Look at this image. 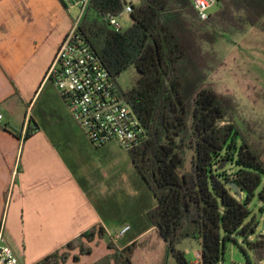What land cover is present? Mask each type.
<instances>
[{
    "label": "trees",
    "instance_id": "obj_1",
    "mask_svg": "<svg viewBox=\"0 0 264 264\" xmlns=\"http://www.w3.org/2000/svg\"><path fill=\"white\" fill-rule=\"evenodd\" d=\"M123 7L124 0H92L80 31L147 131L128 153L157 200L150 225L179 264H193L179 248L186 240L200 244L201 264H221L236 236L252 253L244 250L243 264H263L264 235L250 204L257 198L264 212V142L244 131L238 106L207 83L224 61L220 39L249 27L264 33V0H220L206 21L191 0H141L130 27L116 32L106 17ZM131 70L122 88L119 78ZM105 235L93 228L38 264L79 263ZM108 248L114 253L96 264H133L132 246Z\"/></svg>",
    "mask_w": 264,
    "mask_h": 264
},
{
    "label": "crops",
    "instance_id": "obj_2",
    "mask_svg": "<svg viewBox=\"0 0 264 264\" xmlns=\"http://www.w3.org/2000/svg\"><path fill=\"white\" fill-rule=\"evenodd\" d=\"M77 15L61 0H0V227L20 264H38L100 226L109 236L129 227L123 248L158 233L147 216L157 200L137 168L126 193L116 177L107 186L106 174L121 167L113 147L120 146H94L56 87L45 82ZM92 247L81 264L98 247L111 253L105 239Z\"/></svg>",
    "mask_w": 264,
    "mask_h": 264
},
{
    "label": "built area",
    "instance_id": "obj_3",
    "mask_svg": "<svg viewBox=\"0 0 264 264\" xmlns=\"http://www.w3.org/2000/svg\"><path fill=\"white\" fill-rule=\"evenodd\" d=\"M92 0H61L66 9H80L73 27L62 41L47 72L45 82L59 91L69 112L90 142L102 148L116 143L129 152L143 145L147 131L133 108L124 99L121 90L92 50L80 31L81 22ZM141 0H124L122 12L108 15L106 20L121 32V19L130 18L133 8ZM201 20L206 21L219 7L220 0H191ZM3 116L0 115V126ZM129 227L122 234L129 231ZM3 226L0 227V264H20L13 250L3 243ZM201 264V253L196 254Z\"/></svg>",
    "mask_w": 264,
    "mask_h": 264
},
{
    "label": "rangeland",
    "instance_id": "obj_4",
    "mask_svg": "<svg viewBox=\"0 0 264 264\" xmlns=\"http://www.w3.org/2000/svg\"><path fill=\"white\" fill-rule=\"evenodd\" d=\"M77 11V16L80 17L81 10L77 9ZM217 11L218 7H215L212 13ZM120 23L123 30H125L130 27L131 21L130 18H124L120 20ZM216 49L220 56L224 58V61L210 75L207 85L212 86L228 102L237 105L238 112L235 113L237 123L252 138L264 142V33L249 27L246 32L235 33L230 38L220 39L216 44ZM132 76L133 70L119 78L122 88H126L129 85ZM113 147L116 149L115 161L121 167L118 170L117 168L119 167L115 165L118 171L109 170V173L105 176V184L110 186V182L115 180L114 177H116L117 184H121L123 192L126 193L130 185L136 181L135 166L134 164L132 165L128 152L124 151L121 147ZM188 166L190 167V164ZM114 172L118 173L114 174ZM90 177L93 176L90 175ZM91 191L94 192V190ZM104 199L111 201L109 197H105ZM262 208L263 206L258 202L257 198L250 204L252 215L257 216L260 222L258 228L259 235H264V212ZM122 220L124 222L127 221L125 219ZM122 231L118 235L115 234L113 236H109L106 233L103 239L106 240L107 246L113 242L118 250L125 249L123 247L126 244L128 236L126 237L125 235L127 232L122 234ZM136 231L137 229L133 230L131 234H136ZM236 239V242L227 244L226 254L221 264H242V262L244 263L247 260V254L252 257V253L245 246L243 239L239 236H236ZM188 242H192L188 249L193 255H188L187 258L188 260H195L194 254L200 253L197 242L186 240L179 248L184 250ZM131 246L132 249L129 255L132 258L133 264H179L176 257L169 252L167 244L157 232L138 238L136 242L127 247ZM244 250H246L247 254ZM74 253H78V251L72 252L71 255H76ZM113 253L114 251L111 250V254ZM107 255L104 254L102 248L98 247L96 254L91 258L87 257L88 259H85L83 263L90 264L92 260L99 262ZM80 262L82 263V261ZM80 262L74 264H81ZM70 264H73L72 261Z\"/></svg>",
    "mask_w": 264,
    "mask_h": 264
},
{
    "label": "water",
    "instance_id": "obj_5",
    "mask_svg": "<svg viewBox=\"0 0 264 264\" xmlns=\"http://www.w3.org/2000/svg\"><path fill=\"white\" fill-rule=\"evenodd\" d=\"M232 186H233V188H234L236 191H238V188H237V186H236L235 184H232Z\"/></svg>",
    "mask_w": 264,
    "mask_h": 264
}]
</instances>
